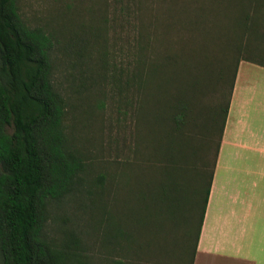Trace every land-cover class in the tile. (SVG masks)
I'll return each mask as SVG.
<instances>
[{
    "label": "trees",
    "instance_id": "1",
    "mask_svg": "<svg viewBox=\"0 0 264 264\" xmlns=\"http://www.w3.org/2000/svg\"><path fill=\"white\" fill-rule=\"evenodd\" d=\"M77 12L92 22L33 26L19 0H0V264H93L74 229L51 228L89 194L93 160L67 124L54 56L79 45L107 65L117 109L103 261L182 264L193 236V264L239 64L264 67V0H84Z\"/></svg>",
    "mask_w": 264,
    "mask_h": 264
},
{
    "label": "crops",
    "instance_id": "2",
    "mask_svg": "<svg viewBox=\"0 0 264 264\" xmlns=\"http://www.w3.org/2000/svg\"><path fill=\"white\" fill-rule=\"evenodd\" d=\"M193 264H264V67L242 61Z\"/></svg>",
    "mask_w": 264,
    "mask_h": 264
},
{
    "label": "rangeland",
    "instance_id": "3",
    "mask_svg": "<svg viewBox=\"0 0 264 264\" xmlns=\"http://www.w3.org/2000/svg\"><path fill=\"white\" fill-rule=\"evenodd\" d=\"M19 2L23 15L33 26H62L63 30H75L92 22L91 17L77 12L84 0ZM105 39L107 40L106 36ZM105 46L107 52V44ZM80 49L81 45L72 48L68 46L65 52L60 49L54 56L62 91L70 99L67 124L74 133L75 144L88 152L93 160L89 168L88 183L84 187L89 194L84 192L82 196L67 201L61 211L56 212L57 216L61 215V219L58 221L56 218L55 223H51V228H55L59 223L70 226L84 240L93 264H106L103 260L107 259V156L113 152L110 138L116 134L114 122L117 109L115 106L113 112H107V65L101 67L90 64L87 56L81 57ZM105 59L107 61V56ZM97 75L105 76L100 81L102 85L95 84ZM101 175L105 176L104 193L99 190L98 176ZM195 228L193 225L191 234H194ZM149 231V241L157 250L158 230L151 229L148 233ZM168 236H172V233L169 232ZM192 244L193 236L187 246L181 249L182 264H188ZM154 255L157 256V252Z\"/></svg>",
    "mask_w": 264,
    "mask_h": 264
}]
</instances>
